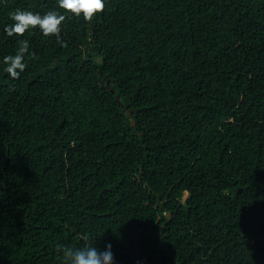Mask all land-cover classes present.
<instances>
[{"label": "trees", "instance_id": "1", "mask_svg": "<svg viewBox=\"0 0 264 264\" xmlns=\"http://www.w3.org/2000/svg\"><path fill=\"white\" fill-rule=\"evenodd\" d=\"M16 9L65 14L59 39L9 37ZM89 241L113 264H264V0H106L92 21L0 0V264Z\"/></svg>", "mask_w": 264, "mask_h": 264}, {"label": "clouds", "instance_id": "2", "mask_svg": "<svg viewBox=\"0 0 264 264\" xmlns=\"http://www.w3.org/2000/svg\"><path fill=\"white\" fill-rule=\"evenodd\" d=\"M58 7L64 13L74 16H82L85 21H92L94 17L102 13L106 7V0H58ZM13 23L8 24L4 31L11 36H24L29 29L39 28L45 36H56L58 39L61 33V25L66 15L59 11L49 10L45 14L30 10L16 9L10 15ZM19 49L14 55H7L3 62L7 65L6 72L13 78H18L24 71L25 55L29 52V42L25 39L18 41ZM184 194L187 195V192ZM183 195V198L186 197ZM110 243L105 245V251H100L90 241L82 247L61 246V264H113L114 254L111 251Z\"/></svg>", "mask_w": 264, "mask_h": 264}, {"label": "water", "instance_id": "3", "mask_svg": "<svg viewBox=\"0 0 264 264\" xmlns=\"http://www.w3.org/2000/svg\"><path fill=\"white\" fill-rule=\"evenodd\" d=\"M99 60H101V58H99ZM106 81L108 82V80H106ZM111 90L113 91L114 89L111 88ZM116 100L119 102V100H120V96H119V94L116 95ZM123 111H127V115H128V117L131 118L132 113H131V109H129V106H128V105H125V106L123 107ZM134 124H135V122L132 121V125H134ZM166 215L169 216L170 213L168 212V213H166ZM164 249H165V248H164Z\"/></svg>", "mask_w": 264, "mask_h": 264}, {"label": "rangeland", "instance_id": "4", "mask_svg": "<svg viewBox=\"0 0 264 264\" xmlns=\"http://www.w3.org/2000/svg\"><path fill=\"white\" fill-rule=\"evenodd\" d=\"M186 194H184V196H185Z\"/></svg>", "mask_w": 264, "mask_h": 264}]
</instances>
